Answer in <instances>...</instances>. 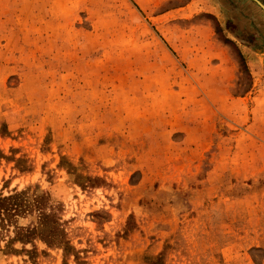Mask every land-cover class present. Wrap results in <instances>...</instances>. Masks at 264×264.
<instances>
[{"label":"rangeland","instance_id":"rangeland-1","mask_svg":"<svg viewBox=\"0 0 264 264\" xmlns=\"http://www.w3.org/2000/svg\"><path fill=\"white\" fill-rule=\"evenodd\" d=\"M256 49L247 0H0V194L59 223L0 264H264Z\"/></svg>","mask_w":264,"mask_h":264},{"label":"trees","instance_id":"trees-1","mask_svg":"<svg viewBox=\"0 0 264 264\" xmlns=\"http://www.w3.org/2000/svg\"><path fill=\"white\" fill-rule=\"evenodd\" d=\"M239 58H242L240 53ZM243 67L247 70L246 65ZM25 191H13L10 194H0V226L7 225L13 227L14 237L12 240L20 241L22 243H28L32 239L34 229L19 227L15 222L16 218L30 211H37L38 221L41 224L48 225V232L58 230L59 223L57 219H54L52 215L46 213L41 206L43 203L40 201H34L28 203L24 200ZM25 230V233L22 231ZM46 243L50 241L46 240Z\"/></svg>","mask_w":264,"mask_h":264},{"label":"crops","instance_id":"crops-1","mask_svg":"<svg viewBox=\"0 0 264 264\" xmlns=\"http://www.w3.org/2000/svg\"><path fill=\"white\" fill-rule=\"evenodd\" d=\"M247 1H249L250 3H252V4H255L256 6H257V8L259 7H261L263 10H264V0H247ZM242 47H246V46H243V45H241ZM256 47H261V46H259V45H257ZM256 51L258 52V53H260L261 55H263L264 54V52L262 51H260V50H258V49H256ZM261 57V56H260Z\"/></svg>","mask_w":264,"mask_h":264}]
</instances>
